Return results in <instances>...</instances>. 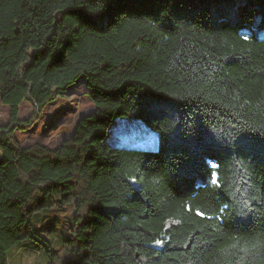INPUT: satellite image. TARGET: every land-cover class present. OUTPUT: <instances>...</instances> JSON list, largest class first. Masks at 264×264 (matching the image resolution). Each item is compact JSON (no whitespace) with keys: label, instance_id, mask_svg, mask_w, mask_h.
Wrapping results in <instances>:
<instances>
[{"label":"trees","instance_id":"obj_1","mask_svg":"<svg viewBox=\"0 0 264 264\" xmlns=\"http://www.w3.org/2000/svg\"><path fill=\"white\" fill-rule=\"evenodd\" d=\"M81 76L94 111L21 147ZM0 102V264L27 239L47 264H264V0H0ZM125 118L157 148L110 146ZM69 203L54 250L33 217Z\"/></svg>","mask_w":264,"mask_h":264},{"label":"rangeland","instance_id":"obj_2","mask_svg":"<svg viewBox=\"0 0 264 264\" xmlns=\"http://www.w3.org/2000/svg\"><path fill=\"white\" fill-rule=\"evenodd\" d=\"M88 89L81 76L57 100L45 107L37 124L28 131H16L15 137L23 148L39 144L49 149L60 145L75 131L77 121L94 111V104L86 95ZM32 114V107L23 102L19 108V118L26 119ZM9 119V108L0 102V125ZM120 119V118H119ZM116 119L111 125L107 142L112 147L132 149H156L157 135L142 121ZM74 205L54 207L38 212L33 221L41 235L50 241L54 250H61L63 239L73 225ZM8 264H47L44 252L38 243L24 240L7 252Z\"/></svg>","mask_w":264,"mask_h":264},{"label":"snow or ice","instance_id":"obj_3","mask_svg":"<svg viewBox=\"0 0 264 264\" xmlns=\"http://www.w3.org/2000/svg\"><path fill=\"white\" fill-rule=\"evenodd\" d=\"M245 39H247V37H245ZM210 183L212 184H216L217 186H219V183H218V178L216 177V175L213 173L210 177ZM199 215H203V213H198ZM163 243V241L161 240H157L156 241V244L157 245H161Z\"/></svg>","mask_w":264,"mask_h":264},{"label":"water","instance_id":"obj_4","mask_svg":"<svg viewBox=\"0 0 264 264\" xmlns=\"http://www.w3.org/2000/svg\"><path fill=\"white\" fill-rule=\"evenodd\" d=\"M128 149H131V148H128ZM147 150H151V149H147Z\"/></svg>","mask_w":264,"mask_h":264}]
</instances>
